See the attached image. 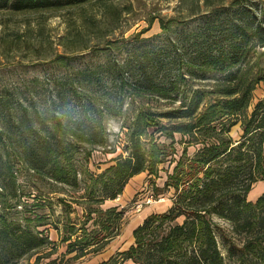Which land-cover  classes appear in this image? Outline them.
<instances>
[{"label": "trees", "instance_id": "trees-1", "mask_svg": "<svg viewBox=\"0 0 264 264\" xmlns=\"http://www.w3.org/2000/svg\"><path fill=\"white\" fill-rule=\"evenodd\" d=\"M89 1L0 0V8L59 9ZM168 32L103 48L96 63L73 70L47 96L35 90L36 79L27 91L0 90V264H18L45 249L43 264L101 252L123 224L122 211L101 205L119 197L131 178L169 162L176 143L185 147L162 187L172 190L170 207L146 216L132 230L128 249L98 264H224L216 238H223L224 230L216 219L241 238L238 249L228 248L229 254L239 252L235 264H264V193L247 200L252 185L264 179V97L247 112L255 85L264 80V7L233 1ZM186 78L212 80L216 99L201 110L204 95L186 90ZM149 98L179 104L156 114L136 107L126 127V155L87 176L81 159L108 146L105 122ZM157 117L178 122L160 129ZM237 123L241 133L233 140L230 130ZM149 130H158L165 141L146 143ZM17 165L74 192L83 183V200H71L82 206L83 223L76 226L66 216L58 225L53 211L41 213L37 203L23 201ZM47 226L65 246L61 258L71 255L61 263L51 259L57 244Z\"/></svg>", "mask_w": 264, "mask_h": 264}, {"label": "rangeland", "instance_id": "rangeland-1", "mask_svg": "<svg viewBox=\"0 0 264 264\" xmlns=\"http://www.w3.org/2000/svg\"><path fill=\"white\" fill-rule=\"evenodd\" d=\"M233 1L255 2L264 7V0H91L59 9L14 11L10 8H0V90L16 87L27 91L33 89L30 83L32 79H36L35 90L47 96L53 85L63 78H70L73 70L96 63L103 48L120 47L125 41L137 36L145 38L171 32L206 10L227 6ZM163 26L169 29L163 30ZM173 69L175 71L177 67ZM186 79V90L199 91L204 95L201 110L216 99L212 80ZM263 97L264 80L255 85L247 112L249 113L254 104ZM140 102L137 100L126 105L121 117L105 122L108 146L95 148L86 161L81 159V170L86 169L87 176L99 175L114 164V157L126 155L123 150L127 145L126 127L133 122L136 107L156 114L175 108L179 104L154 98H149L146 104ZM156 122L160 129H168L178 121L157 117ZM240 133L237 123L231 128L230 136L233 140H238ZM159 135L158 130H149L144 141H165ZM174 135L178 139L179 135ZM145 147L146 150L151 149L149 145ZM183 147L184 144L176 143V151L171 155V159L169 158V162H159L149 175L142 173L131 178L119 197L107 200L101 205L103 209L116 208L117 211H122L123 224L118 235L114 236L101 252L86 255L67 264H98L127 250L133 243L132 230L141 224L146 216L163 213L170 207L172 190L163 191L162 187L166 176L171 173L173 160L178 158ZM111 150L114 152H107ZM188 151L192 154L193 146H189ZM14 171L16 183L23 193L22 200L28 204L37 203L40 209L36 208V211L46 214L53 211L54 220L58 225L65 221L66 216L76 226L83 223L85 216L82 206L71 202L76 198L78 201L83 200L79 197L83 193V183L80 184V190L74 192L67 186L55 184L45 174L33 173L18 165L14 167ZM155 187L159 189L157 197L153 196L156 193ZM262 193L264 179H259L252 185L247 200L254 202ZM150 196L152 201L147 203L146 200ZM63 198L68 201L67 205L58 201ZM139 204L141 206L138 208ZM216 222L224 230L223 238L216 237L224 264H235L239 252L229 254L228 248L238 249L241 238L230 231L227 222L217 219ZM46 233L51 241L57 244V251L51 259L56 258V263H61L71 256L67 255L62 259L65 246L59 243L56 231L47 226ZM45 251L48 250H41L18 264H34L36 258H40L38 264L46 263L48 260L41 258L47 253ZM120 264L133 263L127 260Z\"/></svg>", "mask_w": 264, "mask_h": 264}, {"label": "built area", "instance_id": "built-area-1", "mask_svg": "<svg viewBox=\"0 0 264 264\" xmlns=\"http://www.w3.org/2000/svg\"><path fill=\"white\" fill-rule=\"evenodd\" d=\"M151 201H152V197L150 196V197L147 198L146 202H147V203H151ZM140 206H141L140 204L137 205L138 208H139Z\"/></svg>", "mask_w": 264, "mask_h": 264}]
</instances>
